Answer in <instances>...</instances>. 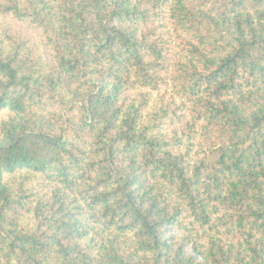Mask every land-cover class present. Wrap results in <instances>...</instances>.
I'll return each instance as SVG.
<instances>
[{"label": "trees", "instance_id": "trees-1", "mask_svg": "<svg viewBox=\"0 0 264 264\" xmlns=\"http://www.w3.org/2000/svg\"><path fill=\"white\" fill-rule=\"evenodd\" d=\"M0 264H264V0H0Z\"/></svg>", "mask_w": 264, "mask_h": 264}, {"label": "rangeland", "instance_id": "rangeland-1", "mask_svg": "<svg viewBox=\"0 0 264 264\" xmlns=\"http://www.w3.org/2000/svg\"><path fill=\"white\" fill-rule=\"evenodd\" d=\"M26 31H27L28 33H31V34H32V32H29L28 29H26ZM27 32H25V33H27Z\"/></svg>", "mask_w": 264, "mask_h": 264}]
</instances>
